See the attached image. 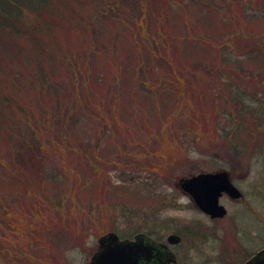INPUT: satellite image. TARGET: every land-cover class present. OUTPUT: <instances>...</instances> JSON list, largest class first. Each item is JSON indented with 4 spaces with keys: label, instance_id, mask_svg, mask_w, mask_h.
Instances as JSON below:
<instances>
[{
    "label": "trees",
    "instance_id": "trees-1",
    "mask_svg": "<svg viewBox=\"0 0 264 264\" xmlns=\"http://www.w3.org/2000/svg\"><path fill=\"white\" fill-rule=\"evenodd\" d=\"M253 3L0 0V245L4 229L14 234L16 219L23 224L18 195L25 198L27 186L42 197L45 186L60 187L61 164L77 160L85 169L80 179L76 167L68 172L72 192L95 191L110 202L128 195L108 191L109 163L131 175L141 167L152 173L196 140L238 146L261 128L259 109L233 88L245 63L264 81V47H249L244 64L226 55L227 43L242 42L235 29L264 22V11H249ZM88 180L99 184L91 189Z\"/></svg>",
    "mask_w": 264,
    "mask_h": 264
},
{
    "label": "rangeland",
    "instance_id": "rangeland-1",
    "mask_svg": "<svg viewBox=\"0 0 264 264\" xmlns=\"http://www.w3.org/2000/svg\"><path fill=\"white\" fill-rule=\"evenodd\" d=\"M249 11H264V0H254ZM226 15L228 17L229 11ZM236 34L242 35V42L227 43L226 55L227 58H236L244 64V54L249 47L254 43L264 47V22L260 21L257 28L243 32L235 29ZM244 68L239 86L233 88L234 93L244 105L259 109V113L264 115V91H259L255 86L258 82L264 84L260 76L263 72L246 63ZM155 109L158 110L156 106ZM154 117L149 121L155 122ZM232 118L233 115L229 113L222 116V124L226 129L232 124ZM134 127L136 131L148 132L143 124H136ZM206 138H202L203 142L196 140L197 142L192 143L185 156H167L169 159L165 168L162 169L161 166L160 171L157 169L147 173L141 167V172L131 175L117 161L109 163L105 166L109 171L105 175L108 191L122 188L128 195L121 199L113 198L110 202L95 191L89 195H85L83 190L79 193L72 192L68 172H75L76 167L78 174L75 179H80L79 175L85 169L79 166L77 160H74L75 166L61 164L63 168L59 167L60 174L57 176L61 182L60 187L45 186L44 192H41L44 193L42 197L36 194L40 193L39 188L37 192H33L32 187L27 186V194L23 198L26 201L18 195L20 200L15 207L19 213L25 214L23 224L16 219L22 233L20 228L14 234H9L4 229L6 240H2L4 243L0 245V264H86L96 249L97 239L107 232L116 230L122 238L147 232L153 237H165L173 226L189 224L196 215L190 209L188 197L177 185L178 179L188 178L198 172L214 171L218 167L227 168L228 158L223 146L211 144ZM240 160L247 162L248 159L240 157ZM259 167L260 163L253 164L252 160L249 171L253 176L259 173L264 177V168ZM78 183L81 181L78 180ZM97 184L99 183L89 180L87 182L91 189L96 188ZM128 192H132V195ZM147 196L154 198L150 205L145 202ZM261 204L263 208L264 202ZM233 212L235 210L232 209L231 214ZM26 223L27 227L24 226ZM216 248L217 245L212 242L200 247H188L184 244L180 249V264H222ZM253 250L246 248L244 253Z\"/></svg>",
    "mask_w": 264,
    "mask_h": 264
},
{
    "label": "flooded vegetation",
    "instance_id": "flooded-vegetation-1",
    "mask_svg": "<svg viewBox=\"0 0 264 264\" xmlns=\"http://www.w3.org/2000/svg\"><path fill=\"white\" fill-rule=\"evenodd\" d=\"M260 125L261 128L241 138L244 144L223 146L225 156L228 158L227 168L218 167L214 171L198 172L190 176L201 173L226 174L230 185L238 191V197H232L225 191L220 192L217 204L225 210L223 216H211L202 211L193 197L183 192L177 182L180 190L189 199L190 209L196 215L194 220L186 225L173 226L172 231L163 236L164 238L153 237L147 232V234H134L130 238H122L118 235L119 239L133 240L135 236L142 235L148 242L161 245L162 247L151 259V263L155 264L158 262L166 264V253L172 254L175 259V263L171 264H180V249L184 244L188 247L191 245L200 247L212 242L217 245V255L222 264H245L257 252L264 249V207L261 208V203L264 202V177L259 173L253 176L249 171L252 160L253 164L260 163V167L264 168V123ZM240 157L247 158V162L240 160ZM232 209L235 210L233 214H231ZM171 236L179 241L171 243L169 241ZM246 248L254 250L245 254Z\"/></svg>",
    "mask_w": 264,
    "mask_h": 264
},
{
    "label": "water",
    "instance_id": "water-1",
    "mask_svg": "<svg viewBox=\"0 0 264 264\" xmlns=\"http://www.w3.org/2000/svg\"><path fill=\"white\" fill-rule=\"evenodd\" d=\"M178 183L181 190L191 195L200 209L211 216L221 217L225 214L223 207L217 204L221 191L229 193L232 197H238V191L230 185L224 173H201L189 178H181ZM169 241L176 243L179 240L171 236ZM161 247L148 242L142 235L135 236L133 240H120L116 233L108 232L98 238L97 248L86 264H155L151 263V259ZM166 254V264L175 263L172 254ZM245 264H264V249L257 252Z\"/></svg>",
    "mask_w": 264,
    "mask_h": 264
}]
</instances>
